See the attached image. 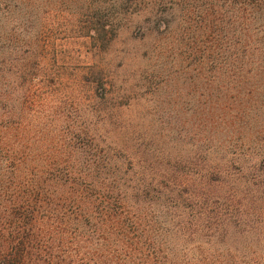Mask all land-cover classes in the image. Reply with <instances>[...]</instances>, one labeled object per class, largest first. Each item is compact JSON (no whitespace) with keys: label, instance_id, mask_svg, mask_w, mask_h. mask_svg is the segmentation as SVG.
Instances as JSON below:
<instances>
[{"label":"rangeland","instance_id":"374dc122","mask_svg":"<svg viewBox=\"0 0 264 264\" xmlns=\"http://www.w3.org/2000/svg\"><path fill=\"white\" fill-rule=\"evenodd\" d=\"M35 226L49 264H264V0H0V264Z\"/></svg>","mask_w":264,"mask_h":264},{"label":"trees","instance_id":"16d2710c","mask_svg":"<svg viewBox=\"0 0 264 264\" xmlns=\"http://www.w3.org/2000/svg\"><path fill=\"white\" fill-rule=\"evenodd\" d=\"M53 168L56 169L57 167L54 166ZM56 170H58V171L61 170V171L65 172L67 175H69V177H70V173L73 172V169H71V167H69L67 165L60 167L59 169L57 168ZM56 170H54V171H56ZM51 172L52 171H49L48 173H51ZM65 203L68 204V200ZM25 205L29 206L28 203H26ZM77 206L78 205L75 204L73 207H77ZM38 207H40V205H38ZM78 208H79V206H78ZM43 209L40 208V212ZM63 216H64L63 219L60 220L61 217H59L57 219V222H58L57 227L60 228L61 231H67L66 229H64V227H65L64 225L67 224L68 219H67L66 215H63ZM51 219L52 218H51V215L49 213L41 214L35 218V220L40 224H43V223L55 224V223L50 222ZM132 222H135V221H132ZM61 224H63V225H61ZM38 227L39 226H35L34 228L29 227L28 232L23 231L22 233L14 236L10 239V242H8L7 245L5 246V248L1 251L2 258L4 260L2 262V264H13L12 260L14 258H16L19 254H22V256L20 255L22 257V259L25 256L28 257L30 254L31 246H32V239L37 241V244L34 246L35 252L39 253L42 256L45 255L44 257H47V260L43 259L44 263L49 264V262L51 261V257L58 256L61 254V253H55V251L53 249H51L52 245H50V243H51L50 239L52 237L48 236V232H46V237H44V235H42L39 232L41 230H38ZM37 230H38V232H36ZM72 236H73V240L71 241L70 234L66 235V233H65V236L62 237L63 239L60 240V243L58 244V242H57L56 244H58V245L55 244L57 246V249H55V250H57L59 252H63L64 253L63 255L68 257L69 255L72 254L71 252H73V251H75V249H77V248H75V246L80 245V244H77V242H76L78 240V238L83 239L86 237L84 235V233H82V232H79V233L73 232ZM75 238H77V239H75ZM65 242H70V243L67 244ZM81 245H83V244H81ZM29 263L30 264H36V263H34V261L28 262L26 264H29Z\"/></svg>","mask_w":264,"mask_h":264}]
</instances>
